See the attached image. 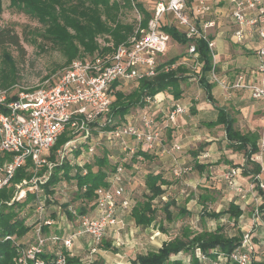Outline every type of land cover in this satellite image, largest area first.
<instances>
[{"label": "built area", "instance_id": "built-area-1", "mask_svg": "<svg viewBox=\"0 0 264 264\" xmlns=\"http://www.w3.org/2000/svg\"><path fill=\"white\" fill-rule=\"evenodd\" d=\"M229 2L231 17L237 27L234 31L236 41L241 42L247 34H255L264 41V0ZM189 6L187 0H156L147 25H139L126 44L114 50L109 60L75 59L45 80V84L34 89L17 86L0 89V190H13L11 199L5 202L7 206L20 204L27 197H33L31 204L18 212L29 227L25 239H22L24 236L19 238L14 235L3 238V241H10L15 248L14 264H47L43 256L50 258V264H67L68 252L81 235L90 240L84 264H92V258L107 230L116 225V232L123 228V223H119L116 217L118 208L126 209L130 205V198L126 196L123 185V165L115 166L108 175L107 186L94 191L91 212L89 210L78 214L77 208L70 205L67 207V213L77 219L78 225L73 231L72 224L63 223L66 221V212L54 205L53 197L49 198L43 186L55 166L69 165L72 168L70 174L74 173L77 166L81 168L80 174L85 175L87 170L84 164L89 161L84 158H93L102 141L117 146L125 159L134 157L137 163L143 162L138 151H152L162 143V127L177 124L180 116L185 113L182 105L171 106L164 116L165 124L162 127L158 125L155 115L144 111L146 109L119 123L109 119L108 114L118 85L138 82L155 75L156 68L162 64L159 59L164 56L170 41V37L162 30L164 26H173L185 36L189 41L187 54L194 61H198L196 41H204L212 52L214 42L191 20L187 13ZM192 9L199 19H203L209 11L208 0H196ZM168 15L171 16L170 21L166 19ZM212 25V22L206 21L203 29ZM257 55V71L261 76L258 83H246L244 76L239 74L230 86H226L224 81L215 78L211 72L214 81L226 89L245 90L253 100L264 102V44ZM147 102L153 105L160 103L156 96ZM105 126H109V129H105ZM64 133L68 140L54 152V159L49 160L48 153ZM261 151L264 152L263 144ZM27 161L30 162L26 169L30 177L13 183L16 170L24 167ZM41 167H45V171L39 175ZM184 172L173 170L175 176ZM239 173L240 168L235 167L222 172L221 179L231 193L230 199L237 197L242 202L246 192L236 181ZM253 178L257 180L258 176ZM61 182H64L61 187L64 192L67 184L74 181L63 178ZM72 184L76 190L75 182ZM255 186L250 185L249 191H253ZM258 186L264 190V183H258ZM82 190L85 191V188ZM261 203V198H256L252 210L254 220L260 216ZM61 226L70 233L59 235L57 231ZM253 252L252 235L246 231L242 233L240 245L228 255L216 252V258L212 260L197 250V256L201 264H252Z\"/></svg>", "mask_w": 264, "mask_h": 264}, {"label": "crops", "instance_id": "crops-1", "mask_svg": "<svg viewBox=\"0 0 264 264\" xmlns=\"http://www.w3.org/2000/svg\"><path fill=\"white\" fill-rule=\"evenodd\" d=\"M195 1L196 0H187V3L190 4L187 8V13L189 14L191 20L195 22L197 28L201 31H205L208 39L214 42V48L211 52L214 66L213 74L216 75L218 80L224 81L226 86H230L239 74L244 76L246 83H258L261 76L257 71L259 64L257 51L264 44V41L258 38L255 34H247L246 38L241 42L236 41L234 31L237 27L231 17V4L229 0H208L209 11L203 16V19H199L194 14L192 5ZM138 2H140L144 9L150 13L151 17L156 0H138ZM146 5H150V8H147ZM166 19L170 21L171 16H166ZM206 21L212 22L213 25L204 30L203 24ZM172 42L175 45H173ZM172 42L169 41L167 50L163 57L167 56L166 54L168 53L169 48L177 50L176 46L182 45L173 40ZM175 57L180 58L181 56ZM189 58L192 62H195L196 65L198 64L197 69L194 71L198 74L202 64L199 60L197 62L194 61V59L189 56L187 52L185 56L178 60V65L188 68L186 61H188ZM161 62L164 63L166 61ZM186 76V81H182L180 83V95L178 98H174V96L168 92H161L156 95L157 100L160 101L159 104H154L156 105L154 106L150 103L143 108L132 109L124 118L125 120L128 116L137 115L140 110L146 108L153 109V112L157 108H160L161 111L164 112L173 104H180L185 108V113L180 116L175 126L162 127L158 124L162 127V143L159 146H156L152 151H142L150 156L149 159H145L146 162L153 160V163L157 165L159 164L155 167V171H148L145 176L148 173L160 174L163 180L166 181L167 178L164 176V169L167 168H170L172 171L175 169L184 170V175L195 173L197 177H202L204 172L207 171V168L213 169L214 172H209L212 177L208 178V185L203 186L198 195H195L194 198L190 196L191 194H186L185 196H190L189 202H193L196 205V208L194 209L196 213H198L200 209H203L200 218L205 216L203 213L204 211H208V207H210L207 206L208 204H216L219 209L216 212L226 210L230 201H233L235 205H238L242 209V215L238 219L239 231L241 233L246 231L251 233L254 246V252L252 254L253 262L257 264H264V209L259 208L260 216L257 219L254 220L252 217V210L255 206L256 198H260L256 191L255 183H264V152L261 151L262 144L264 145V102L260 100H253L245 90L235 88L226 89L216 82V84H213L209 75H207V82L208 84H211V97L214 104L209 103L206 99L198 100L195 97H192V95L186 97L182 85L187 84V82L191 80L193 73H190L189 70V72L186 73ZM130 83L135 84L134 88L137 85V82ZM127 85L128 84L121 86L118 85L115 92L118 90L122 91V89ZM149 105L152 106L149 107ZM217 108H222L226 111L229 119L232 120L233 128L235 130L239 131L241 134H251L254 135V137L256 136L254 139L256 141L258 151L252 155L251 160L260 167V173L257 174V180L254 181V176H252L251 173L249 175H245L243 173L244 165H246L248 170H252L253 166L244 163L243 151H238L233 147H230L226 139L223 125L214 124L217 119ZM159 111L160 110L155 111L152 115H157ZM173 146H175V148ZM204 156L207 157L208 160H202L205 159ZM145 161L143 160L144 163ZM125 163V191L126 196L130 198V205L126 209L118 208L116 210L117 220L119 223H123L124 226L118 232H116L118 227L117 225L110 227L107 230L105 237L102 239L98 247L97 253L92 258V264H133V261L137 256H145L150 252H156L164 242L179 235L171 234V232L165 230V224L168 223L169 225L172 222L174 223L178 218L184 217H179L178 211L180 208H177L176 213L171 210V208L176 207L177 199L175 196H172L169 191L172 187V184L169 182L167 185H161L160 187L163 193L151 200V207L155 209V220L146 227L136 224L131 216V213L134 206L139 202H135L133 200V190L126 187V182L128 183L129 180L138 176L135 171L138 169V164L140 163H137L136 160L133 161L127 159ZM183 163H186V165L181 166ZM195 163L205 166V169L202 171L198 170L194 166ZM211 163L218 164L212 166L209 165ZM235 167L240 168V173L236 181L246 192V198L242 202L237 197L230 199L231 193L228 191L225 183L221 179L222 172ZM93 171L95 170L93 169ZM137 173H141L140 168ZM209 179L213 180V182H209ZM142 184L145 188L144 194L146 195L148 191L144 181ZM250 185L255 186L253 191H249ZM180 190L182 194L186 193L183 188ZM203 192L209 198L208 202L204 205L200 204L198 200V196ZM170 201L174 202V205L170 207L173 217L172 222L165 220L163 211L165 203ZM81 205L87 209L86 212L89 210V212H91L93 209L92 201L85 204L81 203L79 208L83 207ZM158 206L159 209H162L163 220H161V223L160 221H156L160 220V216H158ZM186 210L190 211L188 208H186ZM186 215L192 216L193 213L190 212L189 214V212H186ZM225 217L228 219L227 215H222L219 219L214 220L222 222ZM203 219H206V217ZM131 221L133 226L130 225ZM63 223L72 224L71 231H73L78 225L76 217L68 215L66 216V221ZM221 225L222 224H219L217 226ZM217 226H215V228ZM139 230L148 233L146 243L153 245L154 243L156 244L155 241L159 240L155 249L146 250L145 248H141L143 244L136 235ZM57 233L61 236H66L70 232L61 226V229H59ZM22 239H25V236ZM89 243V237L82 235L78 236L74 247L70 252H68V257L70 259L77 260V264L86 263L85 257L87 256ZM127 246L129 247L127 248L129 250H135L139 247L141 248V252L133 253L130 255V259L127 260L125 251V247ZM181 254L184 253L180 252L177 255H171L170 261L179 259L183 264H190V256L185 254V257H180ZM197 254V251H195V255L198 258Z\"/></svg>", "mask_w": 264, "mask_h": 264}, {"label": "trees", "instance_id": "trees-1", "mask_svg": "<svg viewBox=\"0 0 264 264\" xmlns=\"http://www.w3.org/2000/svg\"><path fill=\"white\" fill-rule=\"evenodd\" d=\"M9 6L18 9L44 26L42 37L52 44L60 46L66 57L65 64H69L74 58L82 54L94 52L96 49L95 37L108 33V21L113 23L112 19L114 15L112 13L115 14L120 8L133 7L137 12L142 14L141 27H145L150 19V13L137 0H9ZM2 13L3 6L2 0H0V20ZM120 28L125 27L115 25L114 29L109 32L115 40V44H118L122 40V37L119 35ZM162 30L173 41L182 45H188L189 41L185 36L177 32L173 27L164 26ZM3 46L12 47L18 53L22 52L18 36L13 30L0 25V47ZM195 46L198 60L202 65L200 72L198 74L193 73V75L197 77L198 86L205 92L206 100L214 104L211 97V84L207 82V75L214 71L212 53L204 41H196ZM80 47H82V50H80ZM3 57L4 67L0 68V88L8 89L17 86L18 73L16 64L11 56L7 52H3ZM179 59V57H175L158 65L153 77L138 80L136 87L129 93L116 91L110 106L109 119L116 123L123 121L132 109L145 107L148 104V99H153L154 96L161 92H168L174 98H178L180 95V83L186 81V73L189 72L188 68L178 65ZM5 64L8 68H6ZM55 74H48L44 79L47 80ZM34 88H30V90ZM216 111L217 119L214 124L223 125L230 147L243 151L244 163L253 166L252 170H248L246 165H244L243 173L245 175L251 173L252 176H256L260 173V167L251 160L252 155L258 151L254 139L256 136L241 134L233 128L232 120L229 119L224 109L217 108ZM104 128L109 129V126H105ZM67 140L66 133L60 135L48 153L47 158L53 160L54 152ZM104 143L109 145L105 141ZM138 154L142 156L144 161L150 158L145 152L138 151ZM93 157L96 158L92 162L84 164V168L87 170L85 175L80 174L81 168L77 166L73 174H70L72 168L67 164L55 166L52 169L51 176L43 186L49 198L53 197L54 205L60 206L61 210L66 212L68 216H72L67 213V207L69 205L72 206V204L69 202H58L55 198L56 195L64 193L61 190L64 183L61 182L63 178L64 180H73L75 182V199L85 204L93 201L94 191L97 188L107 186V177L114 170L111 168L109 162V154L98 156V153H96ZM129 160L135 161V158L133 157ZM29 165L30 162L27 161L24 167L16 170L13 183L30 177L26 170ZM194 166L200 171L205 169V166L198 163H195ZM94 168H96L95 171H93ZM44 171L45 167H41L39 175ZM144 183L148 192L144 196V199L134 206L131 216L137 225L146 227L155 220V209L151 207V200L163 193L160 186L167 185L168 182L163 180L160 174L148 173L145 176ZM255 184L256 191L262 200L259 208L264 209V190L260 189L257 182ZM123 185L125 187V181ZM82 188H85V191ZM204 192L198 196L199 203L202 205L206 204L209 200ZM12 195L13 190L11 188L0 190V264H14L12 260L15 255V248L10 241H3V238L6 235H14L21 238L29 230V227L19 217L18 212L25 210L26 206L31 204L33 197H27L20 204L7 206L5 202H8ZM172 205H174V202L170 201L165 203L163 207L164 217L168 222L173 221L172 212L170 211ZM76 210L78 214H83L87 209L81 207ZM178 213L179 217L186 215V211L183 208H180ZM203 213L204 217L212 219H219L222 215H227L229 221L236 223L242 215V209L238 205H235L233 201H230L227 209L224 211H204ZM241 239L242 233L239 230L236 234L227 235L224 233L222 226H217L213 231L201 230L199 232H194L185 226L182 227L178 236L164 242L156 252H150L145 256H137L133 264H183L179 259L170 261L171 255H177L180 252L190 256V264H201L195 255V251L198 250L202 255L215 260L216 252L228 255L240 245ZM43 257L46 259L47 264H50V258L47 256ZM67 264H77V260L68 257ZM252 264L257 263L252 261Z\"/></svg>", "mask_w": 264, "mask_h": 264}, {"label": "rangeland", "instance_id": "rangeland-1", "mask_svg": "<svg viewBox=\"0 0 264 264\" xmlns=\"http://www.w3.org/2000/svg\"><path fill=\"white\" fill-rule=\"evenodd\" d=\"M2 6L3 13L1 15L0 25L13 30V32L18 36L20 45L22 47V52L18 53L14 48L9 46L0 47V68L4 67L3 52H7L16 64L18 73V80L16 83L17 86L23 88H34L36 86H41L45 84L44 77L46 75L55 74L67 65L65 64L66 57L63 51L61 50L59 45L52 44L51 42L42 37L44 26H42L38 21L30 18L18 9L10 7L9 0H2ZM146 6L147 8H150V5ZM112 15H114L112 19L113 23L108 21V33L100 34L95 37L96 49L94 50V52L91 54H82L74 58L73 60H109L113 55L114 50L118 46L126 44L129 37L134 33V31L140 25L141 20L143 19V15L137 12L136 9L133 7H122L115 14L112 13ZM115 25H122L123 27H125L119 29V35L120 37H122V40L118 44H115V40L109 33L111 30L114 29ZM170 42H172L171 39ZM172 44L175 45L173 42ZM176 47L177 50H175L174 48H169V51L166 54L167 56L160 58L159 60L168 61L175 56H181L180 58L185 56L188 49V45L186 44ZM80 50H82V47H80ZM186 63L188 65L190 73H195L194 71L198 67L196 63L192 62L190 58L188 61H186ZM5 66L6 68H8L6 64ZM209 76L211 81H213L212 83L216 84L212 73H210ZM214 76L215 78H217L215 74ZM192 78L189 82H187V84L182 85L185 96L189 97L192 95V97H195L198 100H205L206 94L198 86L196 79L197 77L193 75ZM134 85L135 84L133 83H128V85L125 86L122 91L127 94L134 88ZM170 109L171 107H169V109L165 110L164 112H162L160 108L154 110V112L160 110L159 113L155 115V117L157 123L161 126L165 124L164 116ZM144 111H146L148 114L154 113L153 109L146 108V110ZM103 144H105L104 141H102V145L97 150L98 156H102L103 154H109V162L111 168L114 169L115 166L120 164L126 168V159L124 155L119 151V148L117 146H109L107 144ZM94 158L96 157H86L84 158V160L92 162ZM202 160H208V158L205 157V159ZM153 162V160H150L149 162L145 161V163L143 162L138 164L139 167L135 171L138 176L129 180L128 183L126 182V187L133 190L132 197L135 202H141L144 198L145 188L142 183L144 181L145 174L148 171H155V167L159 165ZM217 164L211 163L209 165L214 166ZM184 165H186V163H183L181 166ZM139 168L141 170V173H137L139 171ZM95 169L96 168H94V170ZM209 172L214 171L213 169L207 168V171L204 172L202 177H197L195 173L185 175L181 174L180 176H175L173 174V171L170 170V168L164 169V176L167 178L166 181L172 184V187L169 191L171 192L172 196H175V198L177 199L176 207L171 208L172 212L176 213L177 208H183L187 213H193L192 216L185 215L183 218H178L174 223L172 222L169 225L168 223L165 224L166 231L171 232V234H180L182 227L186 226L194 232H199L203 229L214 230L215 226L219 224H222L221 226L224 230V233L227 235L236 234V232L240 230L238 227V222L234 223L232 221H229L227 217H225L222 222H217V220L211 219L209 217H206V219H203L204 217L200 218L203 209H200L199 212L196 213V211H194L196 205L193 202H189L190 196L194 198L195 195H198L199 192H201L203 186L208 185V178L212 177ZM209 182H213V180L209 179ZM72 183H69L67 188L64 190L63 194L56 195L55 198L58 202H69L74 208H79L81 203L79 200L75 199L76 192ZM181 188L185 190V194L181 193ZM186 194L191 195L185 196ZM207 206H210L208 207L209 212H216L217 210H219L216 204H208ZM186 208H188L190 211L186 210ZM157 209L159 210L158 216H160V220L156 221H160L161 223V220H163L162 209H159V206L157 207ZM130 225L133 226L132 221ZM136 235L140 239V242H142L143 244V247L141 246V248H145L146 250L155 249L157 246L156 244L159 243V240L155 241L156 244L154 243L153 245L146 243L148 233H145L142 230H139ZM127 248L129 247H125L127 260L130 259V255H132L133 253L141 252V248L139 247H137L135 250H129ZM185 256V254L180 255V257Z\"/></svg>", "mask_w": 264, "mask_h": 264}]
</instances>
